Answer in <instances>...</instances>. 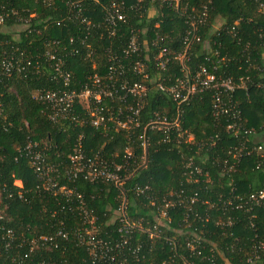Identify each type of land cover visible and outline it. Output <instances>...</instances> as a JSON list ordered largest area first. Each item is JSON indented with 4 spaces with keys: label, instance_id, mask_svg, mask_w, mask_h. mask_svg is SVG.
Segmentation results:
<instances>
[{
    "label": "trees",
    "instance_id": "16d2710c",
    "mask_svg": "<svg viewBox=\"0 0 264 264\" xmlns=\"http://www.w3.org/2000/svg\"><path fill=\"white\" fill-rule=\"evenodd\" d=\"M120 3L124 20L107 24V7ZM0 15V55L13 54L20 66L19 71L0 77V235L5 228L25 239L51 232L55 225L49 214L52 211L54 216L63 215L65 227L73 226L78 217L74 196L79 194L96 218L98 234L116 238L117 188L78 176L57 179L59 185L72 189L68 198L42 192L28 161L17 151L30 140L45 152L48 162H60L62 168L81 133L87 155L99 151L100 156L111 158L116 152L120 162L124 148H133L130 168L135 170L122 186L129 220L150 226L156 208L164 204L162 199L176 201L168 209L170 220L159 217L165 225L159 223L157 237L133 232L129 244H140L142 249L128 258L129 264H169L166 261L172 257L173 264H180L172 256L171 243L163 237L180 244L179 232L184 226L216 242L221 250L217 260L244 264L251 246L264 242V205L248 208L246 201L250 194L264 192V0H0ZM133 32L139 49L124 55L122 50ZM156 36L159 40L151 45ZM157 45L159 51L165 50L166 62L159 69L165 85L185 72L190 78L196 73L203 76L201 69L215 79L244 80V88L227 95L239 112L236 135L226 130L225 115L211 114L213 90L175 104L166 92L151 89L138 112V131L159 111L167 117L178 116L181 135L171 128L165 132L147 129L144 164L137 165L140 152L134 134L127 140L126 133L118 129L52 123L43 115L42 104L32 98L36 90L63 88L55 63L57 73L68 74L65 87L78 91L93 75H107L109 54L113 53L125 68L123 76L130 82L147 83L158 74L152 60ZM46 49L53 52V59L46 58ZM181 52L185 54L182 64L174 58ZM134 61L145 63L147 79L131 71ZM81 102L75 101V112L83 118ZM239 145L242 150L238 152ZM256 145L262 149L256 151ZM187 162L190 164L185 166ZM15 180L20 186L13 184ZM135 184L147 185V189L136 194L132 191ZM192 196L196 201L190 203ZM237 203H241L239 208ZM227 219L231 224L223 223ZM64 245L65 249L40 250L12 262L14 250L1 249L0 264H36L42 259L50 264H86L82 249L70 241ZM256 253L257 264H264V248Z\"/></svg>",
    "mask_w": 264,
    "mask_h": 264
},
{
    "label": "built area",
    "instance_id": "2783aa9c",
    "mask_svg": "<svg viewBox=\"0 0 264 264\" xmlns=\"http://www.w3.org/2000/svg\"><path fill=\"white\" fill-rule=\"evenodd\" d=\"M115 20H124L121 3L111 4L107 7L105 15L106 23L111 25L114 22L115 24ZM1 21L2 16L0 15V23ZM137 37L134 32L130 34L126 46L122 50L124 55L137 53L140 44ZM187 39L189 38L185 40ZM156 40H159V36H156L151 41V45H154ZM142 42L144 43L143 40ZM155 47L152 60L153 68L158 74L155 77L149 78L147 83L142 81L130 82L127 77L123 76L122 71L125 68L119 59H117V55L113 53L109 54V62L106 67L107 75L103 78L93 75L90 78V83H84L83 87L78 91L65 87L68 82V74L57 73V63H55L56 74L61 78L63 88L36 90L32 93V98L42 104L43 115L52 123L65 122L74 125L85 123L93 129H118L126 133L127 140L134 134L136 148L140 152L137 165L144 164L149 145L148 137L145 135L147 129H160L165 132L171 128L178 130L177 135H181L178 126V116L167 117L166 115L159 114V111H154L145 121V124L141 126V131H138L140 126L138 112L142 107L145 96L151 89L158 92H166L175 104L187 102L194 94L203 92L204 90H213L210 104L211 114L214 117L225 115L227 117L226 130L232 135H236L240 129L239 112L235 108V103H232L227 95L232 93L236 88H244V80L240 78L239 81L233 82L228 78L215 79L212 74L201 69L203 76H199V73H196L194 77L190 78L185 72L184 76L175 77L171 83L165 85L162 83V79H159V69H162L166 62V58L164 57L165 50L161 49L159 51V45ZM44 54L48 59L54 58V54L50 49H46ZM184 56V52H181L175 55L174 58L182 64ZM130 68L131 71L140 73L142 78L147 79L145 63L134 61ZM11 70H20L17 58L13 54L9 55V53L2 52L0 55V77L9 76ZM54 76L52 78L56 79ZM76 100L82 101L83 118L75 112L77 107ZM182 132L185 133L187 138H191V134L186 130ZM243 132H246V130ZM239 147L236 149L238 152L242 150L240 145ZM132 149L131 147L124 148L119 158L120 162L117 161L119 155L116 152L113 153L114 155L111 158L100 156L99 151L94 152L92 155H87L82 144V134L78 133L66 156L67 161L65 165L59 168L60 162H48L45 158V152L30 140L24 143L21 148H18L19 155L28 161L32 171L35 173L38 181L36 185L42 192H50L52 195L59 194L64 198H68L72 194V189L59 185L57 179L60 177L74 179L78 176L89 182L101 181L104 184L117 188L119 190L117 194L119 204L116 212L118 223L115 228L116 238L105 239L101 237L98 234L99 227L95 216L88 211L82 197L76 194L74 197H76L77 204L75 208L78 217L74 225L69 228L65 227L63 215L54 216L55 211H52L49 214L50 217L54 218L55 225L51 232L39 233L29 239H25L23 237L17 238L9 228L4 229L3 234L0 235V250H14V253L10 256V262L15 260L20 261V257H26L27 254L40 250L65 249L64 242L70 241L73 247L84 251L85 259L82 261L86 264H129L128 258L135 256L142 249L140 244H136L135 246L129 244V241L133 237V232L135 230L144 232L148 238L157 237L160 233L158 228L159 223L165 225L162 219L167 218V220H170L168 218V209L174 208L176 203L174 200L162 199L164 204L156 208L153 215L154 222L150 226L142 227L139 223L128 219L125 205L126 198L122 186L135 170V167L130 168V161H133V158H135ZM254 149L260 151L262 148L261 145H256ZM189 164L187 162L185 166ZM13 184L20 186L17 180L13 181ZM145 189H147V185L140 186L135 184L132 191L137 194L143 193ZM194 201H196V197H190L189 202L193 203ZM246 201L250 205L248 208L260 204L264 205V192L257 191L256 193H252ZM152 204H154L153 201H151ZM235 206L239 208L241 203H237ZM159 217L162 218L160 222ZM223 223L229 225L231 224V220L227 219ZM179 233L183 239L180 244H177L171 237L163 238L171 243V248L175 250L172 256L178 258L180 264H227L225 260L222 262L215 258V256L221 257V250H218L219 247L216 242L210 238L207 237L205 239L194 230L186 229L185 226ZM23 243H26L25 247H23ZM227 246L225 245L224 247L227 248ZM263 248L264 242L262 241L253 244L251 246V253L245 258L244 264H257L259 256L256 251ZM177 249L181 252H178ZM143 256L141 254V257ZM166 262L173 264V257ZM163 263L164 261L161 262V264ZM36 264H50V262L42 259L38 260Z\"/></svg>",
    "mask_w": 264,
    "mask_h": 264
}]
</instances>
